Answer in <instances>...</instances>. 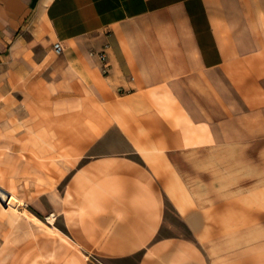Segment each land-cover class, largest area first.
Masks as SVG:
<instances>
[{
    "label": "crops",
    "instance_id": "0c3cea01",
    "mask_svg": "<svg viewBox=\"0 0 264 264\" xmlns=\"http://www.w3.org/2000/svg\"><path fill=\"white\" fill-rule=\"evenodd\" d=\"M19 93L10 168L16 138L59 154L27 186L45 180L62 257L264 264V0H0V99Z\"/></svg>",
    "mask_w": 264,
    "mask_h": 264
},
{
    "label": "rangeland",
    "instance_id": "374dc122",
    "mask_svg": "<svg viewBox=\"0 0 264 264\" xmlns=\"http://www.w3.org/2000/svg\"><path fill=\"white\" fill-rule=\"evenodd\" d=\"M229 96H231L229 103L234 102L236 98L234 91L229 89ZM23 99L20 93L14 101L9 96L0 99V137L2 140L0 143V188L7 192L11 191L18 199L17 203L8 204L9 201L0 198V264H80L75 258V250H68L63 257L61 256L58 230L55 228L60 222L53 217L47 219L50 214L55 213L52 209L53 203L38 196L48 189L45 186L44 178L33 177L36 185H32L35 188L30 191L27 186L28 161L41 163L42 170L37 169V173H43L46 169L45 162L58 161L59 154L46 155L43 152L29 154L26 148L28 139L26 137L24 139L16 138L14 139L16 143L25 147L20 150L19 154H16L21 159L20 165L23 169L20 170V177H14L11 171L13 155L11 142L13 139L10 135L13 132L16 135L22 134V131L27 129L18 121L19 115L20 118L24 114L26 115L23 111L26 107ZM237 109L239 111H236ZM237 113L243 115L242 121H229L228 129L251 130L253 123L250 107L248 105L241 107L229 105V117L230 114ZM260 114L261 117H264V105L260 107ZM260 127L264 128V121H260ZM45 142L44 139L38 141L41 146L47 144ZM47 142L49 143V141ZM252 155L251 148H249L245 154L248 161L244 163L245 168L242 175L245 183L250 182L251 179ZM67 254H69L68 260L66 259Z\"/></svg>",
    "mask_w": 264,
    "mask_h": 264
},
{
    "label": "built area",
    "instance_id": "2783aa9c",
    "mask_svg": "<svg viewBox=\"0 0 264 264\" xmlns=\"http://www.w3.org/2000/svg\"><path fill=\"white\" fill-rule=\"evenodd\" d=\"M54 49L57 53H60L62 50H63V45L61 42H56L54 44ZM98 55L101 59V62H102V67H101V70L104 74H107L109 72V62H108V57H107V53L106 51H99L98 52ZM0 198H2L3 200H5L1 194V188H0ZM56 218V215L55 213H52L50 214L47 219H50V218Z\"/></svg>",
    "mask_w": 264,
    "mask_h": 264
},
{
    "label": "bare ground",
    "instance_id": "6f19581e",
    "mask_svg": "<svg viewBox=\"0 0 264 264\" xmlns=\"http://www.w3.org/2000/svg\"><path fill=\"white\" fill-rule=\"evenodd\" d=\"M2 142L1 137H0V143ZM1 194L3 196V198L5 199V201H9L8 204H13V203H17L18 199L15 197V195L13 193H11V191H5L4 189H1Z\"/></svg>",
    "mask_w": 264,
    "mask_h": 264
}]
</instances>
